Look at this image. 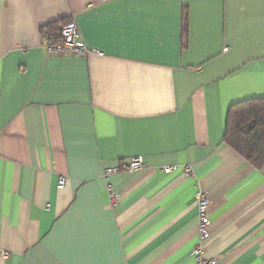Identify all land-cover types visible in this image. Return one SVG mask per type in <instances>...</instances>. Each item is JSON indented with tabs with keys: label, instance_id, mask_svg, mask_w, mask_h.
I'll list each match as a JSON object with an SVG mask.
<instances>
[{
	"label": "crops",
	"instance_id": "0c3cea01",
	"mask_svg": "<svg viewBox=\"0 0 264 264\" xmlns=\"http://www.w3.org/2000/svg\"><path fill=\"white\" fill-rule=\"evenodd\" d=\"M66 18L85 55L47 52ZM263 97L264 0H0V264H197L198 190L204 255L264 264V165L224 141Z\"/></svg>",
	"mask_w": 264,
	"mask_h": 264
},
{
	"label": "built area",
	"instance_id": "2783aa9c",
	"mask_svg": "<svg viewBox=\"0 0 264 264\" xmlns=\"http://www.w3.org/2000/svg\"><path fill=\"white\" fill-rule=\"evenodd\" d=\"M46 50L52 55L78 56L85 55L90 49L86 46L84 40L82 39L76 21L74 19H70L62 26L60 32L48 41L46 44ZM144 165L145 164L141 156H132L103 170L101 176L106 180V188L108 189L110 203L112 205H117L120 202V194L118 190L108 181L109 176L121 170L138 172L144 167ZM184 168L187 175L193 174L189 165L184 166ZM174 169L175 165H170L166 166L164 170L169 173ZM65 183L66 177L61 175L59 177L58 187H63ZM196 206L199 217V239L193 248L194 258L197 264H216L217 259L209 258L204 255V245L211 235V220L208 212L209 198L206 192L202 190H198L196 192Z\"/></svg>",
	"mask_w": 264,
	"mask_h": 264
},
{
	"label": "trees",
	"instance_id": "16d2710c",
	"mask_svg": "<svg viewBox=\"0 0 264 264\" xmlns=\"http://www.w3.org/2000/svg\"><path fill=\"white\" fill-rule=\"evenodd\" d=\"M71 18L49 23L44 33L51 40ZM185 28L188 15L185 16ZM187 29L185 32L187 33ZM224 141L255 166L264 165V97L233 104L228 112Z\"/></svg>",
	"mask_w": 264,
	"mask_h": 264
}]
</instances>
